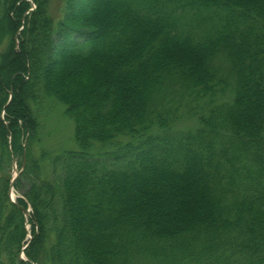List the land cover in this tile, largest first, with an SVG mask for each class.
<instances>
[{
	"label": "trees",
	"instance_id": "trees-1",
	"mask_svg": "<svg viewBox=\"0 0 264 264\" xmlns=\"http://www.w3.org/2000/svg\"><path fill=\"white\" fill-rule=\"evenodd\" d=\"M49 4L0 0V147L23 196L11 175L0 264H264V0H65L57 25ZM187 97L211 104L184 131ZM51 99L77 146L34 155Z\"/></svg>",
	"mask_w": 264,
	"mask_h": 264
},
{
	"label": "rangeland",
	"instance_id": "rangeland-1",
	"mask_svg": "<svg viewBox=\"0 0 264 264\" xmlns=\"http://www.w3.org/2000/svg\"><path fill=\"white\" fill-rule=\"evenodd\" d=\"M65 0H50L49 4V13L51 16L55 19V25L58 24V22L61 20L63 15V6H64ZM32 2V0H31ZM31 7L29 8L32 10L35 7V4H31ZM27 13V12H26ZM23 28V26L20 27V30ZM19 30V31H20ZM23 44L20 42V39L16 35V50L17 52L22 53L21 50H23ZM5 48V47H4ZM3 48V49H4ZM9 101L10 102L12 98V94L9 95ZM176 97V96H175ZM210 97V96H209ZM203 98V99H194V97H187L188 103H183L182 105H178V113L180 114L179 119L176 122V129L179 130H189L194 129L195 127H198L200 125L198 117L201 115H208L210 111V104L211 99ZM219 96L215 95V98H218ZM223 97H219V100H221ZM216 101L215 103H219L220 101ZM8 103L6 105H8ZM171 103V102H170ZM48 105L46 108L44 107H38L36 108L35 112H32V115L30 114L31 118L34 116V114L37 116V130L34 134V146L32 147V151L34 155H39L43 150H47L50 153H56L63 149H74L76 148V142H75V127L73 120L64 112V106L60 105L56 100L51 99L48 101ZM172 105V103H171ZM170 104L167 106H171ZM2 117H5L4 111L2 112ZM34 118V117H33ZM31 120V119H29ZM26 123L23 124V128L25 127ZM33 145V143H32ZM43 149V150H42ZM110 149L111 148H107ZM17 155V154H16ZM25 158V157H24ZM21 156H15V154L11 155L10 162L8 163V160L4 157V152H1L0 147V189L1 187L4 188V185L6 184L7 178H9L11 175L12 177H15V181L13 183V186L9 185V197L13 202H16L19 198H23L21 193L17 191L15 187V183L17 180L21 179V169H20V160ZM45 172L48 173L49 169V163H46L45 165ZM10 179V184H11ZM26 186V183H25ZM24 218H25V228L27 229V235L24 240V246L23 250L21 252V257L26 260V256L24 254L25 248L29 246L31 243V240L33 238V226L32 221L30 219V214H32V208L31 206H19ZM25 208L29 210V214H26V212L22 209ZM36 228V227H35ZM204 264H206L204 262ZM208 264V263H207ZM259 264V263H256Z\"/></svg>",
	"mask_w": 264,
	"mask_h": 264
},
{
	"label": "water",
	"instance_id": "water-1",
	"mask_svg": "<svg viewBox=\"0 0 264 264\" xmlns=\"http://www.w3.org/2000/svg\"><path fill=\"white\" fill-rule=\"evenodd\" d=\"M14 181H15V177H13L12 180H11V184H10L11 187L13 186ZM22 209L26 212V214H29V210H27L25 208H22Z\"/></svg>",
	"mask_w": 264,
	"mask_h": 264
},
{
	"label": "bare ground",
	"instance_id": "bare-ground-1",
	"mask_svg": "<svg viewBox=\"0 0 264 264\" xmlns=\"http://www.w3.org/2000/svg\"><path fill=\"white\" fill-rule=\"evenodd\" d=\"M12 180V179H11Z\"/></svg>",
	"mask_w": 264,
	"mask_h": 264
}]
</instances>
